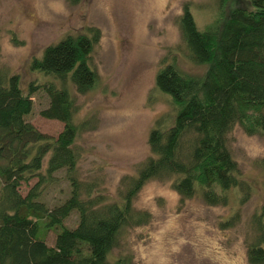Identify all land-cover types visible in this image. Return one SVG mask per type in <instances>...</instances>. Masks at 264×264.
Returning a JSON list of instances; mask_svg holds the SVG:
<instances>
[{
	"label": "trees",
	"instance_id": "1",
	"mask_svg": "<svg viewBox=\"0 0 264 264\" xmlns=\"http://www.w3.org/2000/svg\"><path fill=\"white\" fill-rule=\"evenodd\" d=\"M215 1V19L203 28L184 3L177 22L186 56L207 66L206 71L192 75L174 62L156 71L154 87L168 96L174 117L155 120L147 136L150 155L134 174L122 177L116 199L92 195L93 181L77 175L80 155L72 120L77 105L67 85L84 93L95 83L96 72L87 61L94 38L65 35L46 45L29 67L49 79L30 85L27 94L17 73L0 70V264H131L128 257L111 260L108 254L126 228L147 221V212L135 209L133 200L151 179L169 180L181 198L196 195L209 205L226 203L223 192L237 185L229 133L236 125L251 132L247 113L257 109L254 129L264 134V0H246L250 7H234L227 14L226 0ZM38 87L47 98L40 115L63 124L54 137L26 118L33 106L30 95ZM59 170L70 190L62 201L48 206L41 185ZM34 178L22 194L21 186ZM72 212L77 221L65 226ZM252 222L247 259L264 264V205Z\"/></svg>",
	"mask_w": 264,
	"mask_h": 264
},
{
	"label": "rangeland",
	"instance_id": "2",
	"mask_svg": "<svg viewBox=\"0 0 264 264\" xmlns=\"http://www.w3.org/2000/svg\"><path fill=\"white\" fill-rule=\"evenodd\" d=\"M184 3L200 28L214 21L215 0H0V70L17 73L25 94L30 85L49 79L29 67L46 45L65 35L94 38L87 61L96 72L95 83L84 93L67 85L77 105L72 119L80 155L77 175L93 181L92 195L116 199L122 177L134 174L150 155L147 136L155 120L173 119L170 99L154 87L161 65L174 62L196 76L206 71L207 66L186 56L177 22ZM239 6L250 7L246 0H226L225 13ZM30 97L27 120L56 136L63 124L40 115L45 93L38 87ZM258 113H247L251 132L236 125L228 135L237 185L223 192L225 204L209 205L196 195L181 198L169 180H148L133 200L135 209L147 212V221L126 228L109 259L124 256L131 264H251L247 245L254 235L252 218L264 205V134L254 129ZM64 175L59 170L45 177L41 198L48 206L68 196ZM34 182L22 185V194ZM76 221L72 212L64 225ZM46 239L52 243V231Z\"/></svg>",
	"mask_w": 264,
	"mask_h": 264
}]
</instances>
